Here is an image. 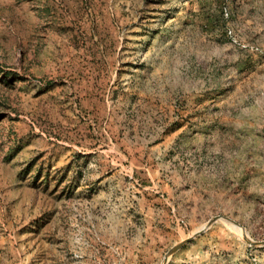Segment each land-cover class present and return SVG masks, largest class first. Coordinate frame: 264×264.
<instances>
[{"label":"rangeland","instance_id":"obj_1","mask_svg":"<svg viewBox=\"0 0 264 264\" xmlns=\"http://www.w3.org/2000/svg\"><path fill=\"white\" fill-rule=\"evenodd\" d=\"M83 136L102 164L85 171L116 174L57 188ZM235 156L264 157V0H0V264H94L79 222L106 213L83 204L136 198L176 165L220 176ZM201 182L172 212L201 224L189 236L231 206L229 183ZM245 187L242 232L217 220L239 246L168 264H264V192Z\"/></svg>","mask_w":264,"mask_h":264},{"label":"crops","instance_id":"obj_2","mask_svg":"<svg viewBox=\"0 0 264 264\" xmlns=\"http://www.w3.org/2000/svg\"><path fill=\"white\" fill-rule=\"evenodd\" d=\"M74 144L75 146L67 145V158L64 161L66 168L55 175V178L60 179L61 182L57 184V188L64 189L74 186L73 188L78 190L86 186L83 183L87 175L89 179L98 183L101 179L116 174L112 170L103 171L104 173L85 171V166L90 159L98 164L99 169L102 167L95 140L90 143L86 140V136H83L82 140L78 138ZM75 150L79 153L75 154ZM221 163L223 171L220 176L219 174H198L191 166L190 172L185 173L176 165L170 171H154L149 174L145 181L150 187L138 190L136 198H133V193L131 195L133 197L127 198L124 203L102 204L95 201L83 204L80 211L106 213L91 215L83 226L79 222V226L85 229L86 239L83 238V241L90 247L86 259H91L94 264H168L170 259L166 258L162 262L167 249L189 237V233L201 225L193 222V218L188 216L187 227L181 228L172 214L173 211L184 210L181 204L185 200L194 205L193 199H196V195L199 194L198 190L203 185L201 181L208 185V180L214 181L221 178L225 181L224 184L229 183L228 186L223 187L222 194L227 197L225 204L231 201L229 207L231 211H224L223 215L243 226L245 211L240 196L245 194L246 181L250 180L253 181L255 187H258L253 189L252 194L260 195L264 192V187L262 188L264 186V157L258 156L252 162H246L235 156ZM155 186L157 189L152 188ZM93 198L92 200L95 199ZM209 217L211 216L208 218L204 216L203 219L207 221ZM219 226L217 220L212 222L198 235L185 242L172 256L175 258L176 252L181 250L178 254H185L181 256L183 258L186 252L191 254L198 247L202 249L205 244L210 245L211 252L228 251L232 245L239 246L237 238ZM187 245L189 247L184 250L183 248ZM204 247L206 251L207 246Z\"/></svg>","mask_w":264,"mask_h":264},{"label":"water","instance_id":"obj_3","mask_svg":"<svg viewBox=\"0 0 264 264\" xmlns=\"http://www.w3.org/2000/svg\"><path fill=\"white\" fill-rule=\"evenodd\" d=\"M218 218L225 219V220H227V221H229V222H231V223H233V224L239 226L238 224H236L235 222H233L232 220H230V219H228V218H226V217H222V216H218V215L213 216V217H211L210 219H208V220L205 222L206 226H205L204 228H202L201 230H199V231H197V232H194V233L191 234L189 237H187V238L183 239L182 241H180V242L176 243L175 245H173V246H172V247H171V248L165 253L162 262H164V261L166 260V258H167L170 254H172V253H174L176 250H178V249H179V248H180L185 242H187L190 238H192V237L198 235V234H199L203 229H205L209 224H211L212 222L218 220ZM239 227H240V226H239ZM244 241L247 242L248 244H252V245L260 244L259 242H251V241H247V240H245V239H244ZM261 243H264V241H262Z\"/></svg>","mask_w":264,"mask_h":264},{"label":"bare ground","instance_id":"obj_4","mask_svg":"<svg viewBox=\"0 0 264 264\" xmlns=\"http://www.w3.org/2000/svg\"><path fill=\"white\" fill-rule=\"evenodd\" d=\"M218 219H220V218H218ZM227 221V220H226ZM229 222V221H228ZM233 224V223H232ZM228 225H230V227L232 228V229H235L237 232H242L241 231V228L240 227H238V226H236L235 224H233V225H231V224H228ZM235 225V226H234ZM206 226V224L205 225H203L201 228H204Z\"/></svg>","mask_w":264,"mask_h":264},{"label":"built area","instance_id":"obj_5","mask_svg":"<svg viewBox=\"0 0 264 264\" xmlns=\"http://www.w3.org/2000/svg\"><path fill=\"white\" fill-rule=\"evenodd\" d=\"M178 223L180 224V225H184V223H183V221L182 220H178Z\"/></svg>","mask_w":264,"mask_h":264}]
</instances>
